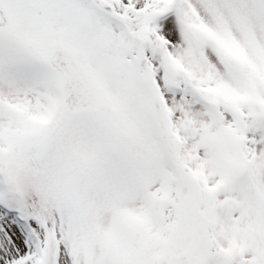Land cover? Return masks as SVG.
Segmentation results:
<instances>
[{"label": "snow or ice", "instance_id": "obj_1", "mask_svg": "<svg viewBox=\"0 0 264 264\" xmlns=\"http://www.w3.org/2000/svg\"><path fill=\"white\" fill-rule=\"evenodd\" d=\"M0 264H264V0H0Z\"/></svg>", "mask_w": 264, "mask_h": 264}]
</instances>
